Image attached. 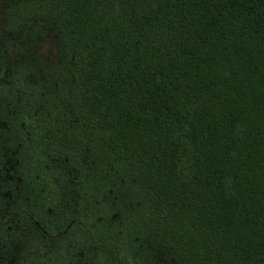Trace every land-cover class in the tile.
Here are the masks:
<instances>
[{"label": "trees", "instance_id": "trees-1", "mask_svg": "<svg viewBox=\"0 0 264 264\" xmlns=\"http://www.w3.org/2000/svg\"><path fill=\"white\" fill-rule=\"evenodd\" d=\"M0 264H264V0H2Z\"/></svg>", "mask_w": 264, "mask_h": 264}, {"label": "rangeland", "instance_id": "rangeland-1", "mask_svg": "<svg viewBox=\"0 0 264 264\" xmlns=\"http://www.w3.org/2000/svg\"><path fill=\"white\" fill-rule=\"evenodd\" d=\"M2 0H0V7H1ZM41 53L46 56V55H53L55 53V49L53 44L50 41H45L41 45Z\"/></svg>", "mask_w": 264, "mask_h": 264}]
</instances>
